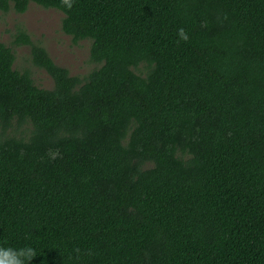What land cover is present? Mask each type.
Here are the masks:
<instances>
[{
    "label": "trees",
    "instance_id": "1",
    "mask_svg": "<svg viewBox=\"0 0 264 264\" xmlns=\"http://www.w3.org/2000/svg\"><path fill=\"white\" fill-rule=\"evenodd\" d=\"M62 12L82 76L0 42V246L30 264H264V0H0ZM186 30L185 42L177 35Z\"/></svg>",
    "mask_w": 264,
    "mask_h": 264
},
{
    "label": "rangeland",
    "instance_id": "2",
    "mask_svg": "<svg viewBox=\"0 0 264 264\" xmlns=\"http://www.w3.org/2000/svg\"><path fill=\"white\" fill-rule=\"evenodd\" d=\"M62 15L58 9L34 2H29L21 13L12 9L0 11V42L12 50V66L18 70L27 69L33 81L41 87H51L52 78L43 68L33 64L30 45L14 41L20 31L27 33L33 43L42 45L53 61L66 67L71 75L82 76L99 65L89 58V39L73 42L70 35L61 30Z\"/></svg>",
    "mask_w": 264,
    "mask_h": 264
},
{
    "label": "clouds",
    "instance_id": "3",
    "mask_svg": "<svg viewBox=\"0 0 264 264\" xmlns=\"http://www.w3.org/2000/svg\"><path fill=\"white\" fill-rule=\"evenodd\" d=\"M66 9H71L73 0H60ZM177 35L183 41H187L189 36L185 29L180 28ZM37 256V251L31 246L22 248L0 246V264H30L32 259Z\"/></svg>",
    "mask_w": 264,
    "mask_h": 264
}]
</instances>
